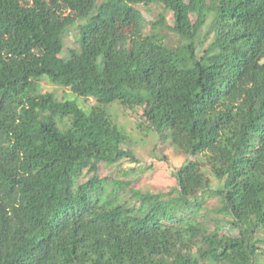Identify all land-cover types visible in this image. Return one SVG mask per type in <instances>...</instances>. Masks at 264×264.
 <instances>
[{
	"label": "trees",
	"instance_id": "16d2710c",
	"mask_svg": "<svg viewBox=\"0 0 264 264\" xmlns=\"http://www.w3.org/2000/svg\"><path fill=\"white\" fill-rule=\"evenodd\" d=\"M154 3L182 43L165 44L164 17L146 23L136 8ZM72 28L79 50L61 58ZM263 58L264 0H0V264H260ZM44 79L95 104L41 93ZM113 103L203 155L175 171L174 195L132 191L135 208L98 179L101 163L134 162ZM207 192L238 236L200 220Z\"/></svg>",
	"mask_w": 264,
	"mask_h": 264
},
{
	"label": "rangeland",
	"instance_id": "374dc122",
	"mask_svg": "<svg viewBox=\"0 0 264 264\" xmlns=\"http://www.w3.org/2000/svg\"><path fill=\"white\" fill-rule=\"evenodd\" d=\"M102 0H98L100 3ZM136 8L141 12L146 23L157 21L160 16L165 19L166 27L160 29L159 33L164 37L165 44L176 46L183 41L172 31V13L163 8L160 4L138 5ZM194 20V17H192ZM150 24L146 26V33H149ZM213 35L206 34V28L199 33L197 40L196 54L201 55L202 51L210 44ZM78 29L72 28L63 38L64 48L59 54L61 58H68L71 51H78L79 45ZM264 63V58L261 60ZM40 92H50L59 100L67 99L75 101L82 108L89 109L95 104L91 98L83 99L72 94L68 89L57 87L47 80L40 82ZM112 121L121 128L127 135L123 149L130 152L134 162L124 159L114 165L101 163L98 165L97 177L101 180L107 191L116 194L118 201L129 206L138 207V202L133 198L132 191L142 194H175L177 188L175 171L185 162L192 160L204 162L203 155L191 157L184 154L175 147L170 140L163 139L148 128L143 118L141 107L126 108L119 103H113L106 108ZM210 180L212 188H217L220 183L211 174L207 166L202 168ZM91 176L83 172L78 183L86 182ZM202 208L200 220L207 224L212 230L219 227L221 234L236 237L238 231L229 223L227 218L217 214L215 210L219 206L218 198L207 192L201 196ZM257 237L264 240V231L258 230ZM263 252L259 260L264 264V244L261 245Z\"/></svg>",
	"mask_w": 264,
	"mask_h": 264
}]
</instances>
